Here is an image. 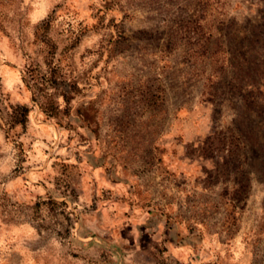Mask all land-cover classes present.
Wrapping results in <instances>:
<instances>
[{
    "label": "rangeland",
    "instance_id": "1",
    "mask_svg": "<svg viewBox=\"0 0 264 264\" xmlns=\"http://www.w3.org/2000/svg\"><path fill=\"white\" fill-rule=\"evenodd\" d=\"M0 264H264V0H0Z\"/></svg>",
    "mask_w": 264,
    "mask_h": 264
},
{
    "label": "trees",
    "instance_id": "2",
    "mask_svg": "<svg viewBox=\"0 0 264 264\" xmlns=\"http://www.w3.org/2000/svg\"><path fill=\"white\" fill-rule=\"evenodd\" d=\"M29 78L30 79H33V75L31 74L32 73V71L31 70H29ZM36 86V85H35ZM51 104V103H50ZM50 108L52 109L53 108V110H54V107H53V105H51L50 106ZM22 109V111H23V113H26L27 112V109H25V108H21ZM19 123L20 124H24V122L23 121H19Z\"/></svg>",
    "mask_w": 264,
    "mask_h": 264
}]
</instances>
